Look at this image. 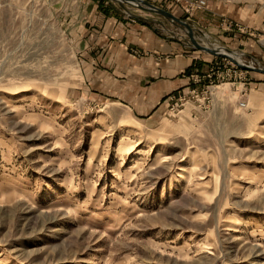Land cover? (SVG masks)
Returning <instances> with one entry per match:
<instances>
[{"label": "rangeland", "instance_id": "rangeland-1", "mask_svg": "<svg viewBox=\"0 0 264 264\" xmlns=\"http://www.w3.org/2000/svg\"><path fill=\"white\" fill-rule=\"evenodd\" d=\"M147 1L264 67V0ZM107 11L189 40L116 0H0V264H264V74L216 56L148 120L81 79Z\"/></svg>", "mask_w": 264, "mask_h": 264}, {"label": "crops", "instance_id": "crops-1", "mask_svg": "<svg viewBox=\"0 0 264 264\" xmlns=\"http://www.w3.org/2000/svg\"><path fill=\"white\" fill-rule=\"evenodd\" d=\"M85 18L75 36L83 62L81 79L89 92L151 121L165 114L171 96L188 84L194 69L205 73L216 59L195 50L187 40L165 36L146 20L132 21L112 11ZM188 20L194 25L197 16ZM194 27L197 32L201 28ZM131 48L151 55L137 57Z\"/></svg>", "mask_w": 264, "mask_h": 264}, {"label": "water", "instance_id": "water-1", "mask_svg": "<svg viewBox=\"0 0 264 264\" xmlns=\"http://www.w3.org/2000/svg\"><path fill=\"white\" fill-rule=\"evenodd\" d=\"M116 1L125 2L129 5L136 6L142 10H145V11H148L151 13L159 14V15L163 16L164 18L170 20L174 24L183 27L187 33L188 38H189L188 43L194 49H197V50H200L202 52L211 54L213 56L227 57L230 60H232L234 63H236L237 65L241 66L244 69L252 70V71H256V72H260V73L264 74V67H262V66L254 67V66H250V65H246V64L238 62L237 60H235L233 57H231L228 54L229 52H232L228 48H224V47H220V46L219 47H211V46H207V45L202 44L196 36L194 27L189 22H187L186 20L181 19L180 17L176 16L175 14H173L172 12H170L168 10H165L159 6H156L147 0H116ZM222 50L225 51L226 53L222 52Z\"/></svg>", "mask_w": 264, "mask_h": 264}, {"label": "built area", "instance_id": "built-area-1", "mask_svg": "<svg viewBox=\"0 0 264 264\" xmlns=\"http://www.w3.org/2000/svg\"><path fill=\"white\" fill-rule=\"evenodd\" d=\"M206 5V2H205V0H196V1H194L192 4H190V6L189 7H199V8H203L204 6ZM191 93H194V92H196V90L195 89H193V90H191L190 91ZM185 98H186V96L184 95V96H179V98H178V100L176 101V103L175 104H170L169 103V111L170 112H175L176 110H177V108H179L180 106H183L184 105V101H185Z\"/></svg>", "mask_w": 264, "mask_h": 264}, {"label": "bare ground", "instance_id": "bare-ground-1", "mask_svg": "<svg viewBox=\"0 0 264 264\" xmlns=\"http://www.w3.org/2000/svg\"><path fill=\"white\" fill-rule=\"evenodd\" d=\"M222 52H224V53H226L225 51H223L222 50ZM231 57H233L235 60H237L238 62H240L241 63V59L239 58V57H237V56H235V54L234 53H228ZM234 55V56H233ZM258 142V141H257ZM60 217V216H59ZM65 217V215L64 214H62L61 215V217H60V219H63Z\"/></svg>", "mask_w": 264, "mask_h": 264}]
</instances>
